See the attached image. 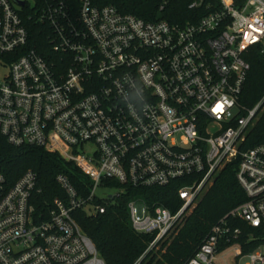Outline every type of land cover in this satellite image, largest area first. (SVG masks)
<instances>
[{"label":"built area","instance_id":"built-area-1","mask_svg":"<svg viewBox=\"0 0 264 264\" xmlns=\"http://www.w3.org/2000/svg\"><path fill=\"white\" fill-rule=\"evenodd\" d=\"M187 8L183 22L146 21L94 0H0V135L58 152L90 181L80 194L58 173L64 197L39 220L30 200L37 173L8 183L0 168V264H105L72 212L103 214L124 187L184 180L174 212L140 197L127 203L132 230L153 235L131 263L143 264L236 158L246 200L184 264H264V140L244 147L264 95L250 108L239 102L245 56L254 47L264 56V0H188ZM32 21L43 25V54L31 45ZM250 242L258 245L244 251Z\"/></svg>","mask_w":264,"mask_h":264},{"label":"trees","instance_id":"trees-1","mask_svg":"<svg viewBox=\"0 0 264 264\" xmlns=\"http://www.w3.org/2000/svg\"><path fill=\"white\" fill-rule=\"evenodd\" d=\"M164 1H167L166 5L160 10L159 6ZM94 2L97 5H114L119 10L135 14L146 21L165 19L183 22L191 12L187 8L188 0H94ZM42 26L34 21L29 25L31 45L36 46L41 54L46 48L43 45L44 37L40 33ZM245 57L250 69L239 102L250 108L264 95V56L254 47ZM263 140L264 110L247 135L244 147H252ZM238 166V158L224 166L185 222L176 232L160 242L158 250H152L143 260V264H184L192 257L198 245L207 236L210 227L228 210L246 200L236 177ZM0 168L8 183L15 181L28 169L37 173V186L40 191L34 193L30 200L34 207V216L39 220L48 217L47 213L55 196L64 197L62 189L55 182L58 173H64L80 194L86 193L90 184L79 168L72 161L62 159L58 152H49L38 146H13L3 135H0ZM183 183L184 180H176L163 187L139 189L124 187L116 204L107 207L103 214L88 215L84 210H75L72 215L82 231L92 239L105 264H131L153 239V235L138 234L132 230L127 210L128 201L140 197L150 207L162 205L174 212L181 204L177 189ZM236 223L245 232L250 231L244 223ZM262 236L264 238V234ZM257 245V242H250L243 250H253ZM226 246L227 244H220L219 250L225 249Z\"/></svg>","mask_w":264,"mask_h":264},{"label":"rangeland","instance_id":"rangeland-1","mask_svg":"<svg viewBox=\"0 0 264 264\" xmlns=\"http://www.w3.org/2000/svg\"><path fill=\"white\" fill-rule=\"evenodd\" d=\"M6 72V70H5V68H0V78L3 76V74ZM115 192V190L113 189V188H111V189H105V191H100V193H98V195L99 196H101V198H104L106 195H109V194H112V193H114ZM180 227V226H179ZM178 227V228H179ZM177 231V229H174V232H176ZM159 246V245H158ZM159 248V247H158ZM156 250H158V249H156ZM230 252V251H229ZM243 261H245V259L243 260Z\"/></svg>","mask_w":264,"mask_h":264}]
</instances>
